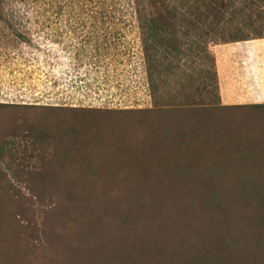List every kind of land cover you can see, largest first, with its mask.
I'll return each mask as SVG.
<instances>
[{
    "label": "rangeland",
    "instance_id": "1",
    "mask_svg": "<svg viewBox=\"0 0 264 264\" xmlns=\"http://www.w3.org/2000/svg\"><path fill=\"white\" fill-rule=\"evenodd\" d=\"M208 1L3 0L0 264H264V0Z\"/></svg>",
    "mask_w": 264,
    "mask_h": 264
},
{
    "label": "trees",
    "instance_id": "2",
    "mask_svg": "<svg viewBox=\"0 0 264 264\" xmlns=\"http://www.w3.org/2000/svg\"><path fill=\"white\" fill-rule=\"evenodd\" d=\"M132 4H134L132 1H130ZM3 3V0H0V5ZM125 3H128V0H127V2H125ZM214 3L215 2H212V0L211 1H208L207 3H206V8H205V10H208V11H213L214 10ZM135 5L137 6V3H135ZM194 10V9H193ZM195 10H201L200 8H195ZM200 14H202V13H199V15ZM198 14H197V17H196V20L197 19H200L201 20V24L202 23H207V22H202V19L201 18H205V17H207L205 14H203V16L202 17H200ZM189 20L188 21V25L190 26V28H192L191 30H193L192 32H194V31H196V33H197V35L198 36H207L211 31L209 30V29H205V27H204V29H203V27H201V25L199 24V22H200V20ZM212 24H214V25H216L214 22H211ZM198 25H200L199 26V28L197 27ZM210 26V25H209ZM210 29H211V27H209ZM203 29V30H202ZM209 30V31H208ZM153 32L155 33V30H153ZM17 36H18V34H17ZM264 37V34H257L256 35V37H254V38H263ZM238 38V37H237ZM195 39H197V40H199L197 37H195ZM76 67V66H75ZM79 68L81 67V65H79L78 66ZM77 68V67H76ZM86 75V74H85ZM85 75H78V76H75V78L74 79H76L78 82L79 81H81L82 79H84V77H85ZM71 83H73V82H71ZM264 106V105H263ZM46 107H49V106H46ZM52 107H57V106H52ZM192 256H190V257H188V258H191ZM192 261H193V258L191 259ZM182 261H186V259H184V260H182ZM195 262V261H194ZM175 263H179V260L178 261H176Z\"/></svg>",
    "mask_w": 264,
    "mask_h": 264
},
{
    "label": "crops",
    "instance_id": "3",
    "mask_svg": "<svg viewBox=\"0 0 264 264\" xmlns=\"http://www.w3.org/2000/svg\"><path fill=\"white\" fill-rule=\"evenodd\" d=\"M259 100L260 101H264V95L262 96V95L259 94Z\"/></svg>",
    "mask_w": 264,
    "mask_h": 264
}]
</instances>
